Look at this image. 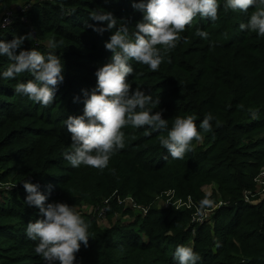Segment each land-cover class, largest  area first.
<instances>
[{"label": "trees", "instance_id": "16d2710c", "mask_svg": "<svg viewBox=\"0 0 264 264\" xmlns=\"http://www.w3.org/2000/svg\"><path fill=\"white\" fill-rule=\"evenodd\" d=\"M13 1L0 3L12 10ZM218 3L219 18L197 15L158 71L129 62L132 90L152 96L150 106L162 110L168 128L127 125L122 129L125 147L111 155L103 170L74 168L64 158L72 143L65 121L83 115L84 90L96 87L97 69L113 55L105 43L115 29L94 31L89 25L106 27L107 21L92 20L90 13L111 12L117 27L127 23L133 33L143 12L133 0H43L15 10L14 21L0 26V40L27 36L22 49L45 55L51 49L64 65L55 99L44 107L15 93L18 82L34 76L4 79L12 62L0 56V264H46L34 251L37 241L26 234L29 221L42 218L37 207L25 203L26 180L39 185L46 203L75 207L82 196L93 202L110 199L108 217L120 209L116 195L132 193L144 201L166 187L203 199L202 187L216 181L222 197L230 199L210 213L211 228L195 222L196 211L189 209L151 207L145 216L110 226L94 211L80 209L90 239L88 246L81 245L75 264H178L180 245L193 248L200 257L197 264H264V199L247 202L244 194L256 188L254 179L264 166V37L239 27L253 9L226 10V0ZM197 30L207 31L209 38L196 36ZM209 113L212 130L205 133L200 124ZM177 115H193L202 136L183 159H172L158 139L167 136Z\"/></svg>", "mask_w": 264, "mask_h": 264}, {"label": "clouds", "instance_id": "9594fccd", "mask_svg": "<svg viewBox=\"0 0 264 264\" xmlns=\"http://www.w3.org/2000/svg\"><path fill=\"white\" fill-rule=\"evenodd\" d=\"M133 6L143 12V19L137 22L133 33L129 32L127 23L117 27V19L111 12L94 10L90 13L92 20L107 21L106 27L89 25L94 31L103 33L115 29L105 43L113 55L110 62L97 69L96 87L90 92L84 90L83 115H70L65 121L72 143L71 149L64 152V158L74 168L81 165L100 170L106 168L111 155L125 147L122 129L127 125L157 131L168 128L162 110L154 112L150 106L152 96L140 88L132 90L127 78L134 69L129 62L135 61L158 71L164 55L176 47L181 40L180 34L193 19L199 15L216 21L220 7L218 0H133ZM224 8L239 12L253 9L247 23H241L239 27L264 37V0H226ZM195 35L205 40L209 38L207 31L197 30ZM27 38L19 36L11 41L0 40V56H6L12 62L2 77L16 79L24 73L31 74L34 79L18 82L15 93L27 95L35 103L47 107L54 101L58 85L64 80V65L51 49L47 55L36 48L22 49ZM195 119L193 115H177L167 136L158 137L160 145L167 149L172 159H183L192 151V142L202 139ZM212 120L209 113L201 122L200 128L205 133L212 130ZM23 187L27 193L25 203L37 207L42 217L29 221L26 228L27 237L37 241L35 253L46 264H55L56 261L75 264L81 245L88 246L89 224L74 206L64 202L46 203L47 196L39 190L38 184L26 180ZM212 207L213 201L205 194L197 212L203 215ZM175 259L178 264H197L200 257L192 247L180 245L175 250Z\"/></svg>", "mask_w": 264, "mask_h": 264}, {"label": "rangeland", "instance_id": "374dc122", "mask_svg": "<svg viewBox=\"0 0 264 264\" xmlns=\"http://www.w3.org/2000/svg\"><path fill=\"white\" fill-rule=\"evenodd\" d=\"M36 3V0H15L9 5L11 6L12 12L17 9H21L24 7L29 6V4ZM2 3H0V22L3 20L4 16L11 12L9 9ZM3 17V18H2ZM49 44V42H48ZM199 141L195 142V147L199 144ZM255 180V179H254ZM259 183V181H257ZM260 185V186H259ZM259 185L256 183V188H254L251 193L246 196V199L249 201H259L260 199H264V184L259 183ZM8 186H11L8 185ZM202 193L205 196V194H208L210 199L213 201V207L210 209H207L203 215L197 212V207L199 205V202L201 201V197H193V196H185L181 195L180 192H178L173 187H166L161 190L160 193H152L150 196L151 198L145 199L144 201L138 199L135 197L132 193L127 194H119L115 196L116 203L118 206H120V209L115 211L110 217H108L109 214L108 211L111 209L106 204V200H96L93 202V200H88L86 196H82L79 199V203L75 206L77 211L81 210H88V211H94L95 215L99 216L101 211L105 209V214H101L102 218L106 222L108 226L113 225L114 223L120 221V222H131L135 220L138 215H143V213L146 210H150L151 207H157L160 209H168V208H174L177 210H195L193 220L195 222H201L204 221L208 227H213V224H215V220L213 217H210V213H213L215 208L222 207L225 205L230 204V199L225 200L220 191H219V185L216 181H212L210 184L202 187ZM245 194V193H244ZM248 194V193H247ZM190 198L192 200V206L190 205ZM152 200V201H151ZM246 200V201H247ZM151 201V202H150ZM248 202V201H247ZM145 216V215H143ZM224 218H219L218 222H223ZM103 224V223H102ZM104 225V224H103ZM193 236L196 235V231L193 230Z\"/></svg>", "mask_w": 264, "mask_h": 264}, {"label": "built area", "instance_id": "2783aa9c", "mask_svg": "<svg viewBox=\"0 0 264 264\" xmlns=\"http://www.w3.org/2000/svg\"><path fill=\"white\" fill-rule=\"evenodd\" d=\"M36 1H43V0H36ZM32 4H29V6H27V8L28 7H30ZM9 11H11V12H8L5 16H4V18H3V20L0 22V26H2V27H5V26H7V25H9V24H11L13 21H14V11L12 12V10H9ZM257 181H259V183H261V184H264V166L260 169V171H259V173L256 175V177H255V182L259 185V183L257 182ZM260 186V185H259ZM248 193V194H247ZM251 193V191H246L245 192V200H247L246 199V196H248L249 194ZM106 200V204H107V206H109V201H110V199H105ZM247 201H249V200H247ZM190 205L192 206V200H191V198H190ZM148 213V210H146L144 213H143V215H146ZM101 214H105V209H103L102 211H101V213L99 214V218L101 219V220H104L103 218H102V216H101Z\"/></svg>", "mask_w": 264, "mask_h": 264}]
</instances>
